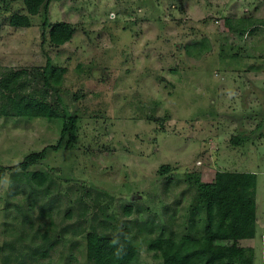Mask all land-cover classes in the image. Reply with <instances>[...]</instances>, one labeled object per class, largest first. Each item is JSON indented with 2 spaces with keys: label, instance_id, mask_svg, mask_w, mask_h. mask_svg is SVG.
<instances>
[{
  "label": "rangeland",
  "instance_id": "1",
  "mask_svg": "<svg viewBox=\"0 0 264 264\" xmlns=\"http://www.w3.org/2000/svg\"><path fill=\"white\" fill-rule=\"evenodd\" d=\"M16 11L24 0H0V67L28 70L29 90L43 86L48 59L66 72L61 99L48 96L59 117L0 116V165L11 167L0 183V264H93V226L185 232L196 178L219 170L257 174L256 237L243 243L264 264V0H53L49 23L74 31L61 45L48 27L43 36V13L14 26ZM70 109L77 139L56 149ZM45 147L28 169L49 172L40 187L18 165ZM140 242L139 264H163Z\"/></svg>",
  "mask_w": 264,
  "mask_h": 264
},
{
  "label": "trees",
  "instance_id": "2",
  "mask_svg": "<svg viewBox=\"0 0 264 264\" xmlns=\"http://www.w3.org/2000/svg\"><path fill=\"white\" fill-rule=\"evenodd\" d=\"M53 0H24L26 11L13 12L10 23L14 26H30L31 15L43 13V36L46 37L47 27L49 38L56 45L64 44L72 39L74 31L70 22L58 21L49 23V5ZM66 68L53 67L50 59L43 69V86L28 89L27 86L34 79H30L28 70L12 67H0V116L17 115L28 117H59L57 107L48 99L51 89L57 92L61 99L59 88ZM35 84V83H32ZM35 85H38L36 83ZM62 136L58 148L64 139L71 145L77 139L79 115L70 109L65 113ZM247 140V135L235 136L233 142L238 145ZM47 147L41 151L30 153L18 165L28 175L31 182L37 186L53 182L48 171H29L32 164L46 158ZM6 167L0 165L1 178L6 173ZM165 170L169 166H164ZM197 205L193 210L199 214L192 217L187 231H168L159 226L156 228L150 222L140 226L136 231L126 225L115 233L99 231L93 226L87 232V256L93 264H139L140 240L148 243V247L163 264H254V247L243 243L256 237L257 201L256 187L257 174L247 171L219 170L213 181H203L198 176ZM86 205L80 208V216L86 217ZM132 208H128V212ZM102 216L108 221L115 219L113 214L105 213ZM88 216V215H87ZM103 219L99 221V224ZM94 225V224H93ZM156 230V233H153ZM131 237L126 241L125 237ZM49 232L44 233L48 239ZM125 244L124 252L120 258L114 253L119 245H113L114 239ZM3 246L0 241V254ZM47 254V250L42 252Z\"/></svg>",
  "mask_w": 264,
  "mask_h": 264
},
{
  "label": "clouds",
  "instance_id": "3",
  "mask_svg": "<svg viewBox=\"0 0 264 264\" xmlns=\"http://www.w3.org/2000/svg\"><path fill=\"white\" fill-rule=\"evenodd\" d=\"M125 240H126V241H130V240H131V237L126 236V237H125ZM112 244H113V245H117V244L119 245V247H118L117 250L115 251L114 255H115L117 258H120V257L122 256L123 252H124L125 244L120 243V241H119L118 238H117V239H114V240L112 241Z\"/></svg>",
  "mask_w": 264,
  "mask_h": 264
}]
</instances>
